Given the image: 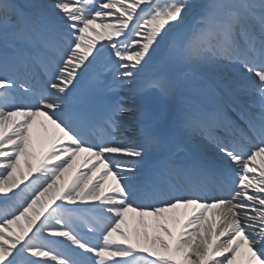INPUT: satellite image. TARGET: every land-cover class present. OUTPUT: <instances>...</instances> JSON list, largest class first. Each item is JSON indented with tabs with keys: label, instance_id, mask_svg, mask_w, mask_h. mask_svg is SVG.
Masks as SVG:
<instances>
[{
	"label": "snow or ice",
	"instance_id": "6c2138e0",
	"mask_svg": "<svg viewBox=\"0 0 264 264\" xmlns=\"http://www.w3.org/2000/svg\"><path fill=\"white\" fill-rule=\"evenodd\" d=\"M0 264H264V0H0Z\"/></svg>",
	"mask_w": 264,
	"mask_h": 264
},
{
	"label": "bare ground",
	"instance_id": "6f19581e",
	"mask_svg": "<svg viewBox=\"0 0 264 264\" xmlns=\"http://www.w3.org/2000/svg\"><path fill=\"white\" fill-rule=\"evenodd\" d=\"M16 2L25 3L26 0H16ZM45 2H48V0H45ZM159 71H160V65L157 63V60L154 58L153 61L149 62V64L145 66V69L142 72L141 77H140V79L137 82V84H138L137 86L143 87V85L147 81L148 77L150 75L153 76L154 74H156ZM106 79L111 81V76L106 77ZM111 92H112V94H113V96L115 97L116 100L119 99V97H126V95L128 93L127 91H123V90H117V91H111ZM234 97H236L237 101L239 102V104L241 106H246L247 103L251 99H253L252 97H247V96H242V95L241 96H234ZM161 103H164V101H161ZM201 136H202L201 133H199V134L195 133L194 135L191 136L189 149H188L189 153L191 151H194V150L190 151V149H191V146H193V145L195 146V144H198L199 149L202 150L205 155L206 154L208 155V154L216 153L215 152V147H213L211 144H208V142L207 143L203 142L201 140V138H200ZM43 147H44V145H42L40 143L37 144V150L38 151H41ZM188 151L177 152V153H175L173 158L175 160H177V161L185 160L189 156V153H187ZM84 155H85L84 153H81L80 156L77 158L78 161L82 160V157ZM154 162L155 161L153 160V158L149 159V164L150 165L153 164Z\"/></svg>",
	"mask_w": 264,
	"mask_h": 264
},
{
	"label": "rangeland",
	"instance_id": "374dc122",
	"mask_svg": "<svg viewBox=\"0 0 264 264\" xmlns=\"http://www.w3.org/2000/svg\"><path fill=\"white\" fill-rule=\"evenodd\" d=\"M151 77H152V75H150V76L148 77L147 80L151 79ZM137 82H138V81H137ZM137 85H138V84H137ZM154 91H155V90H151V89H149V90H148V94L151 95L152 93H154ZM221 91H223V89H221ZM129 95H130V93L128 92L127 95H126V97L129 96ZM233 102H234L235 104H237V103L239 104V102L237 101L236 97H233ZM239 105H240V104H239ZM239 105H238V106H239ZM240 106H241V105H240ZM229 112H230L231 115L235 116L234 113H231V110H230V109H229ZM215 131L218 132V133L221 134V135L224 134V133H223L221 130H219V129H217V130H215ZM198 134H199V132H198ZM201 134H203L202 137L205 136L204 133H201ZM126 135H130V133H126ZM193 135H194V134H193ZM195 146H198V145L195 144Z\"/></svg>",
	"mask_w": 264,
	"mask_h": 264
}]
</instances>
